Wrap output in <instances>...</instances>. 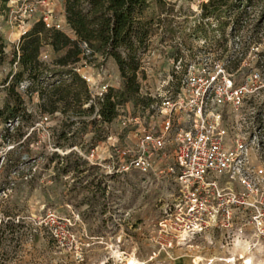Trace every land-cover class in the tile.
<instances>
[{"label": "rangeland", "instance_id": "1", "mask_svg": "<svg viewBox=\"0 0 264 264\" xmlns=\"http://www.w3.org/2000/svg\"><path fill=\"white\" fill-rule=\"evenodd\" d=\"M149 1L151 12L178 33L171 37L162 34V29L152 39L144 58L146 72L139 77L143 93L148 95L156 94L170 79L177 44L185 41L180 31L200 22L201 5L209 0H165L169 14L163 15L157 0ZM237 3L245 11L239 23L234 22L235 9L220 23L214 21L213 27L217 25L229 37L218 58L231 61L239 77L254 69L264 73V0ZM47 50L53 59L59 57ZM84 60L89 74L109 81L114 89L121 87L123 78L113 59L91 54ZM9 69L0 64V86L7 82ZM6 94L1 88L0 97ZM25 102L40 115V106L45 111L47 99L35 95ZM255 105L256 119L246 130L258 164L264 163V95ZM138 110L133 101L120 105L123 115ZM56 112L51 116V137L36 134L17 146L8 159L0 155V188L11 187L6 203L0 206V264H128L130 259L142 264H244L249 259L264 264V244L253 236L250 226L239 232L240 220L234 232L211 231L170 243L160 222L178 193L175 180L119 169V159L136 147L132 128H123L118 119L108 127H91L77 141L78 146H63L57 152L58 136L65 125L71 120L91 121L94 116L65 112L62 105ZM109 135L116 136L117 142L109 141ZM0 145L3 154L7 148ZM54 154L63 158V164L81 160L80 169L63 173L62 165L52 160Z\"/></svg>", "mask_w": 264, "mask_h": 264}, {"label": "built area", "instance_id": "2", "mask_svg": "<svg viewBox=\"0 0 264 264\" xmlns=\"http://www.w3.org/2000/svg\"><path fill=\"white\" fill-rule=\"evenodd\" d=\"M209 1L201 5V10ZM39 23L46 30L64 32L66 0H0V64L10 67L7 82L0 86L7 93L0 97V110L6 106L15 79L22 76L15 91L30 116V120L21 116L0 120V143L7 148L5 153L0 152L3 160L36 134L51 137V116L58 113L43 111L40 106L39 115L25 102L26 98L40 97L39 91L32 90L33 73L22 64L23 42ZM226 47L208 49L206 41H199L189 57L173 58L171 77L156 94H144L140 83L141 97L151 100L148 107L140 105V112L123 115L118 106L116 119L123 128H132L136 143L126 157L119 159V169L175 180L178 193L173 195L174 201L167 205L160 222L170 243L211 231L234 232L235 223L240 220L239 232L250 226L253 236L264 244V163L254 162L256 149L246 130L256 119L255 103L264 95V73L254 69L239 77L231 61L218 58ZM47 48L53 50L50 45L41 48L39 60L44 69L40 79H51L58 70L77 73L89 89L90 100L84 107L96 105L94 117L100 119V107L114 86L85 70L84 58L92 54L90 47L84 43L81 60L67 68H61ZM147 53L141 60L144 72ZM52 80L42 85L50 90L64 82L60 78ZM107 139L117 142L116 136L109 135ZM55 148L60 152L59 146ZM54 155L52 160L59 163L60 159L63 165V158ZM10 191L11 187L0 188V206L6 203Z\"/></svg>", "mask_w": 264, "mask_h": 264}, {"label": "trees", "instance_id": "3", "mask_svg": "<svg viewBox=\"0 0 264 264\" xmlns=\"http://www.w3.org/2000/svg\"><path fill=\"white\" fill-rule=\"evenodd\" d=\"M238 1L243 0H210L205 4L200 22L194 28L180 31L181 34H185V41L177 44L176 55L189 57L197 48V43L202 40L208 43V49L227 46L228 34L218 29L217 25L216 27L213 25L214 21L220 23L221 20L226 19L232 9L237 13L234 22L239 23L245 11H240ZM252 1L246 0L248 4ZM157 3L162 8L161 15L164 12L169 14L165 0H157ZM66 19L67 28L64 32L49 31L43 24H36L22 45L23 68L33 73L32 90L39 91L40 97L47 99L44 110L54 113L59 105H62L65 112L70 110L76 114L92 117L96 109V105L85 109V104L90 100L89 89L77 73L58 70L52 75L53 78L64 81L60 86L48 90L42 85L53 81V78L40 79L44 68L40 63L39 55L44 45H50L59 54L56 63L61 68H67L81 60L82 45L86 43L92 54H99L106 60L113 59L123 78L121 87L118 90L112 89L102 103L98 114L100 119L92 117L91 121L71 120L60 131L58 146L75 147L78 146L77 141L89 128L93 127V130H96L101 128L99 125L111 124L118 117V106L123 102L133 101L136 107L140 105L148 107L151 104L150 99L140 95L138 73L144 74L141 70V60L149 50L152 39L160 30L163 29L162 34H169L171 37H175L178 31L168 29L170 27L166 26V20L151 12L149 0H66ZM226 25L230 24L226 23ZM21 80L22 76H19L12 84L7 104L3 110H0V120L10 121L17 116L30 120V116L22 106V97L15 91V86ZM112 98L115 101H112ZM71 133L72 137H68ZM61 161L59 159V163ZM80 167L81 160H66L60 170L68 173L71 169H80Z\"/></svg>", "mask_w": 264, "mask_h": 264}, {"label": "bare ground", "instance_id": "4", "mask_svg": "<svg viewBox=\"0 0 264 264\" xmlns=\"http://www.w3.org/2000/svg\"><path fill=\"white\" fill-rule=\"evenodd\" d=\"M238 247H241L240 243H238ZM231 261H233V260H231ZM234 261H235V260H234ZM128 264H142V263L136 261L135 259H130L129 262H128ZM244 264H253V262H252V260L249 259V260H248L246 263H244Z\"/></svg>", "mask_w": 264, "mask_h": 264}]
</instances>
